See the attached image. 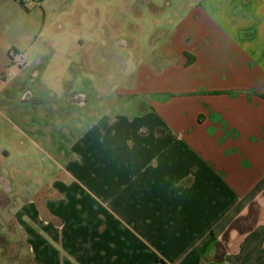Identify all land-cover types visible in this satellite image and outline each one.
<instances>
[{"label": "crops", "instance_id": "obj_1", "mask_svg": "<svg viewBox=\"0 0 264 264\" xmlns=\"http://www.w3.org/2000/svg\"><path fill=\"white\" fill-rule=\"evenodd\" d=\"M60 2L84 11L89 26L57 49L66 64L74 50L87 58L93 49L106 58L126 51L125 39L112 32V0ZM145 2L161 9L159 0ZM9 14L0 11L1 24ZM168 41L167 52L137 63L130 83L91 60L98 68L87 88L110 89L97 98L106 106L107 96L114 108L113 96H126L136 113L105 109L74 144L71 175L42 189L43 201L27 199L13 213L0 209V264H264V0L190 1ZM186 53L194 57L188 64ZM71 96L78 104L91 98ZM154 123L174 137L167 170L134 176L133 165L158 150L150 152L144 136L139 148L129 139L148 136ZM107 138L113 153L127 156L120 160L124 176L83 183L77 170L107 153ZM0 180V202L10 205L12 189Z\"/></svg>", "mask_w": 264, "mask_h": 264}, {"label": "rangeland", "instance_id": "obj_2", "mask_svg": "<svg viewBox=\"0 0 264 264\" xmlns=\"http://www.w3.org/2000/svg\"><path fill=\"white\" fill-rule=\"evenodd\" d=\"M112 1V15L117 23L112 32L125 39L127 46L123 50L126 51L118 48L113 50L111 58H106L93 49L87 58L74 50L73 61L68 65L57 49L65 45L67 36L89 30V26L83 24L84 17L80 18L84 11L77 6L62 7L60 0H30L24 6L18 0H0V11L10 13L6 23H0V175L6 178L14 197L10 205L0 202V209L13 213L20 211L27 199L43 201L42 189L52 191L50 186L54 180L70 174L68 166L75 156L74 144L105 109L117 114L121 111L136 113V106L132 101L126 103V96H113L118 101L114 108L107 96L109 104L106 106L97 98L110 95V89L87 88L88 81L96 75L92 69L98 68H92L91 60H96L101 68L112 66L114 75L119 76L113 80L124 79L130 83L138 62L153 57L157 51L167 52L174 23L183 17L185 5L193 0H159V11L147 7L145 0H135L132 6L124 5V0ZM113 45H116L114 40ZM17 53L26 57V64L13 63L12 58ZM84 53H90L89 48ZM105 60H111L110 64ZM74 91L90 94L91 98L85 104L74 103L71 96ZM161 126L151 124L148 136L139 134L129 139V146L134 143L132 147L139 148L144 136L150 143L147 146L150 152L158 150L144 161L145 164H134L129 173L134 171V176H142L151 172L158 176L156 172L166 169L163 162L169 161L168 143L174 137L169 132L155 130ZM107 139L106 145L110 144L107 153L98 152L90 163L92 168L77 170L75 175L83 183H89V179L105 181L111 176H124L125 171L121 170L124 164L120 160H126L127 156L113 153L112 143ZM128 156L131 160L135 158L134 154ZM85 164L89 166L88 161ZM3 190L0 185V195L4 194ZM7 193L5 196L9 197Z\"/></svg>", "mask_w": 264, "mask_h": 264}, {"label": "trees", "instance_id": "obj_3", "mask_svg": "<svg viewBox=\"0 0 264 264\" xmlns=\"http://www.w3.org/2000/svg\"><path fill=\"white\" fill-rule=\"evenodd\" d=\"M19 1V3L22 5V6H24V2L22 1V0H18ZM186 55H188V59H187V61H186V64H188V63H190L192 60H193V56L192 55H190V57H189V54H187L186 53ZM170 94L169 93H162V94H159V96L161 97V98H165V97H167V96H169ZM156 264H167L162 258H157L156 259Z\"/></svg>", "mask_w": 264, "mask_h": 264}, {"label": "built area", "instance_id": "obj_4", "mask_svg": "<svg viewBox=\"0 0 264 264\" xmlns=\"http://www.w3.org/2000/svg\"><path fill=\"white\" fill-rule=\"evenodd\" d=\"M23 2L25 1H30V0H22ZM13 63H15L17 66H22L26 64L27 59L23 54L17 53V55L12 58Z\"/></svg>", "mask_w": 264, "mask_h": 264}, {"label": "flooded vegetation", "instance_id": "obj_5", "mask_svg": "<svg viewBox=\"0 0 264 264\" xmlns=\"http://www.w3.org/2000/svg\"><path fill=\"white\" fill-rule=\"evenodd\" d=\"M0 181H2L3 183H5L3 180H0Z\"/></svg>", "mask_w": 264, "mask_h": 264}]
</instances>
